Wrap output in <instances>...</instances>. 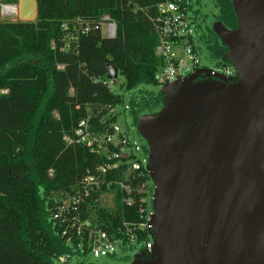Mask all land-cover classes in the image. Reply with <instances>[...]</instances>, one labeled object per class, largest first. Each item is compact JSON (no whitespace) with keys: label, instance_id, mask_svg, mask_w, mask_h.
<instances>
[{"label":"trees","instance_id":"obj_1","mask_svg":"<svg viewBox=\"0 0 264 264\" xmlns=\"http://www.w3.org/2000/svg\"><path fill=\"white\" fill-rule=\"evenodd\" d=\"M162 1L37 0L34 21L0 19V264H63V256L70 258L65 264H95L78 248L80 239L72 235L68 243L63 227L53 220L65 200L79 195L88 171L104 161L78 144L74 132L85 119L97 131L109 127L116 121L113 107H122L135 128L143 115L162 108L164 94L152 89L162 64L152 19ZM216 6L221 24L236 29L230 1L216 0ZM105 17L116 25L113 39L101 32ZM210 32L200 37L204 57L213 64H231L228 50ZM107 62L123 76V94L112 91ZM205 78L199 75L198 80ZM65 137L74 142L67 144ZM143 151L147 156L144 146ZM125 168L106 181L130 184L135 191L149 178L130 183ZM134 191L128 195L118 184L103 185L78 206L83 221L120 243V253L103 258V264L147 259L130 253L129 229L138 235V252L148 238L135 229L140 216ZM102 194L114 195L112 207L103 205ZM129 197L131 206L124 201Z\"/></svg>","mask_w":264,"mask_h":264},{"label":"water","instance_id":"obj_2","mask_svg":"<svg viewBox=\"0 0 264 264\" xmlns=\"http://www.w3.org/2000/svg\"><path fill=\"white\" fill-rule=\"evenodd\" d=\"M229 1L237 29L217 23L214 33L236 80L164 86L162 108L128 125L154 191L152 254L129 264H264V0ZM13 7L36 19L37 0ZM106 65L113 84L119 70Z\"/></svg>","mask_w":264,"mask_h":264},{"label":"built area","instance_id":"obj_3","mask_svg":"<svg viewBox=\"0 0 264 264\" xmlns=\"http://www.w3.org/2000/svg\"><path fill=\"white\" fill-rule=\"evenodd\" d=\"M13 6L1 5L0 13L2 17H12L9 8ZM156 15L152 22L157 33L159 44L156 48V56L162 64L156 75V82L161 86L171 85L192 76L201 66L202 56L199 54L195 43V31L190 17L189 8L186 0H164L156 6ZM101 25V32L104 37L113 39L116 37V25L105 17ZM105 26V30L103 28ZM88 32V27L83 29ZM214 68H207V73L199 75L206 76L205 79L228 80L232 82L237 73L231 64H214ZM60 69L63 67L60 66ZM73 94V90L70 91ZM118 107L110 109V114L116 117L115 111ZM124 111V110H123ZM123 132L116 123L102 131H97L91 125L90 119L81 121L74 132L76 142L84 145L103 159L94 171H88L82 182V190L79 195L65 200L53 215V220L57 221L63 227V235L68 236V243H72V235L80 239L78 248L82 253L87 252L89 257L103 259L116 255L120 251V243L112 238L107 232L101 229L92 228L88 221H83L78 213L80 206L87 197L91 195L92 190H98L103 185L107 189L112 183L118 184L128 194L133 193L132 186L124 182L106 181V177L116 174V170L125 168V177L131 182L139 180L141 177L149 176L146 171L147 158L143 151V144L139 140H133L130 135V129ZM67 144H72L74 139L64 138ZM52 174V172H51ZM132 178V179H131ZM139 195V216L140 222L136 224L137 232L145 234L148 238L142 249L137 251L138 235H134L132 229H129V244L134 247L130 253L139 256L140 253L149 258L152 254L153 244L150 241L149 234L152 231V215L150 202L154 191L150 185V179L139 183L134 191ZM100 198L105 202L109 198L113 203V194H102ZM128 206L134 201L131 197L124 199ZM72 206L73 211L69 208ZM72 213H77L73 215ZM127 226V225H126ZM129 253V252H128ZM68 256L60 258V262L65 264L69 261Z\"/></svg>","mask_w":264,"mask_h":264},{"label":"flooded vegetation","instance_id":"obj_4","mask_svg":"<svg viewBox=\"0 0 264 264\" xmlns=\"http://www.w3.org/2000/svg\"><path fill=\"white\" fill-rule=\"evenodd\" d=\"M186 4L189 8L190 17L194 26L195 43H196L197 51L202 56V58L206 60V58L204 57L205 55L203 48L204 46L201 43L200 37L204 34V31L205 32L211 31L210 35H212L213 37L219 40V38L214 33V27L216 26V24L217 23L221 24V22L218 20L219 7L216 6V0H186ZM224 27L230 29L226 26ZM236 29H230V30H236ZM223 46L228 50L227 46L225 45ZM236 78L232 82H234Z\"/></svg>","mask_w":264,"mask_h":264},{"label":"rangeland","instance_id":"obj_5","mask_svg":"<svg viewBox=\"0 0 264 264\" xmlns=\"http://www.w3.org/2000/svg\"><path fill=\"white\" fill-rule=\"evenodd\" d=\"M19 1L20 0H18V3L16 4L17 6L19 4ZM0 3H1L0 6L1 5L15 6L13 4H7V2H5L4 0H0ZM0 19L2 21H13V22L20 20L19 16L18 17L12 16V17H9V18H5V17L1 16V13H0ZM104 27L105 26H103V28ZM104 30H105V28H104ZM201 66H203V68H199L193 75L196 76V75H199L200 73H207L208 72L207 68L213 69L215 65L213 63H210V62L206 61L205 59H202ZM123 84H124V78H123V76L119 75L118 79L113 84H111L112 91L115 92V93L123 94L125 92V89L122 86ZM162 87H164V86H161V85L157 84L152 89L155 90V91H160L162 89ZM125 95H127V94H125ZM114 115L116 116L115 123L117 124V126L120 127V129L123 132H127L128 131L127 128H129L131 122L130 121L126 122L123 108L122 107H118V109H116ZM105 199L106 200L103 203V205H105L106 207H112L113 203L110 202L111 200L109 198H105Z\"/></svg>","mask_w":264,"mask_h":264},{"label":"bare ground","instance_id":"obj_6","mask_svg":"<svg viewBox=\"0 0 264 264\" xmlns=\"http://www.w3.org/2000/svg\"><path fill=\"white\" fill-rule=\"evenodd\" d=\"M9 10H10V13L12 16H15V17L19 16V10L18 9H16L14 7H10Z\"/></svg>","mask_w":264,"mask_h":264}]
</instances>
